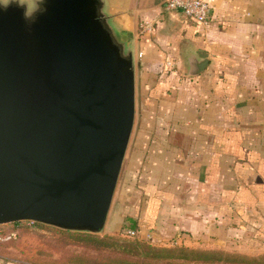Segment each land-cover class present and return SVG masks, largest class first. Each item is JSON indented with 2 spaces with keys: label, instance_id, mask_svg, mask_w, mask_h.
I'll use <instances>...</instances> for the list:
<instances>
[{
  "label": "crops",
  "instance_id": "obj_1",
  "mask_svg": "<svg viewBox=\"0 0 264 264\" xmlns=\"http://www.w3.org/2000/svg\"><path fill=\"white\" fill-rule=\"evenodd\" d=\"M106 1L136 62L139 51L144 56L136 69V133L124 161L128 209L109 233L108 216L103 234H119L131 215L139 223L136 241L264 264V0H208L205 28L166 10L165 0ZM144 18L158 23L140 37ZM203 51L208 66L188 76ZM169 60L177 61V73L166 72ZM8 249H0V264H60L18 261ZM135 262L168 260L128 264Z\"/></svg>",
  "mask_w": 264,
  "mask_h": 264
},
{
  "label": "water",
  "instance_id": "obj_2",
  "mask_svg": "<svg viewBox=\"0 0 264 264\" xmlns=\"http://www.w3.org/2000/svg\"><path fill=\"white\" fill-rule=\"evenodd\" d=\"M125 36L106 0H48L30 33L21 10H0V226L103 232L136 117Z\"/></svg>",
  "mask_w": 264,
  "mask_h": 264
},
{
  "label": "rangeland",
  "instance_id": "obj_3",
  "mask_svg": "<svg viewBox=\"0 0 264 264\" xmlns=\"http://www.w3.org/2000/svg\"><path fill=\"white\" fill-rule=\"evenodd\" d=\"M139 60L137 58L136 62V69L137 74L140 72V66H139ZM136 119V118H135ZM136 123V122H135ZM136 133V125L134 124L133 132L131 135L129 147L132 144V139L134 138V134ZM128 147V149H129ZM128 149L126 153V157L128 154ZM125 157V159H126ZM126 167V166H125ZM125 167L123 164V168L119 177V181L115 190V194L113 197L111 209L109 212V220H108V228L107 232H113L111 228L114 226V221L117 219V217H120V215L124 214V212L128 209V204L126 203V200L128 199V190H124L123 187V180L125 178ZM123 196V198H122ZM37 223V222H35ZM18 224H24L27 227L28 231H21V233L18 235V237L13 241L12 245L6 242L0 241V249L1 251H4V247L9 248L12 246V249L6 250L8 252L9 257L18 261H31V262H45V263H60V264H69L72 260L80 257L81 260L84 259V257L91 258V260H94L95 262H107L106 259L109 257H114L117 262L123 263L124 259L121 255H114V256H106L104 252H99L97 250H93L91 248H86L80 243H73L71 240L66 242L63 238L64 234L63 231L70 232V233H80V234H88V235H94V236H104L109 234H103L104 232L100 234H92V233H86V232H72L68 230H63L57 227L44 225L43 227H34L33 222H21L11 225H3L0 226V231H3V229H7V231H10L8 228H14ZM33 224V225H32ZM41 224V223H39ZM20 229L22 227H19ZM62 231V232H60ZM128 229L124 228L123 231L119 232V234H115L114 237L124 239V240H130L134 242H140L136 241L137 239L128 236L127 235ZM111 235V234H110ZM138 257L132 256L131 259L135 260ZM141 261V260H140ZM127 263V260H126ZM138 262H135L137 264ZM141 263V262H139ZM242 262L239 261H233L228 264H241ZM125 264V263H124ZM133 264V263H132ZM145 264H151L150 262H146Z\"/></svg>",
  "mask_w": 264,
  "mask_h": 264
},
{
  "label": "trees",
  "instance_id": "obj_4",
  "mask_svg": "<svg viewBox=\"0 0 264 264\" xmlns=\"http://www.w3.org/2000/svg\"><path fill=\"white\" fill-rule=\"evenodd\" d=\"M33 225V224H32ZM24 224H18L14 228H8L9 230H17L19 234L21 231H28ZM44 225L39 223H34V227H43ZM19 227H22L21 229ZM139 227L138 220L131 215H127L124 219L123 224L120 226V230L126 229L136 230ZM7 231V229H3ZM62 232V231H60ZM63 238L67 242L70 240L73 243H80L86 248H91L99 252H104L106 256H123L124 262H117V258L109 257L107 262H95L91 258L84 257L81 260L80 257L72 260L69 264H128L129 259L132 256L140 258H149L154 260H168L166 264H228L233 261L244 262V259L240 255H234L227 253L225 251L217 250H203L188 248L184 246H174V247H157L146 242H134L124 239L114 237L115 235H104V236H94L88 234L80 233H70L63 231ZM15 239L7 241L12 245ZM127 260V263H126ZM171 260V261H170ZM170 261V262H169Z\"/></svg>",
  "mask_w": 264,
  "mask_h": 264
},
{
  "label": "built area",
  "instance_id": "obj_5",
  "mask_svg": "<svg viewBox=\"0 0 264 264\" xmlns=\"http://www.w3.org/2000/svg\"><path fill=\"white\" fill-rule=\"evenodd\" d=\"M164 8L168 11L183 10V13L195 24L201 28L208 27L211 23V4L208 0H165ZM158 20L156 18H144L139 24V36L145 37L155 32ZM144 56L143 51L137 53V58L141 59ZM166 72H176L178 63L175 60H169L164 66ZM138 230H128L127 235L135 237ZM19 235L17 230L0 231V241L6 242L11 239H16ZM6 264V263H3Z\"/></svg>",
  "mask_w": 264,
  "mask_h": 264
},
{
  "label": "clouds",
  "instance_id": "obj_6",
  "mask_svg": "<svg viewBox=\"0 0 264 264\" xmlns=\"http://www.w3.org/2000/svg\"><path fill=\"white\" fill-rule=\"evenodd\" d=\"M15 6L22 11L26 30L30 33L41 15L48 12V0H0V10L7 11Z\"/></svg>",
  "mask_w": 264,
  "mask_h": 264
}]
</instances>
